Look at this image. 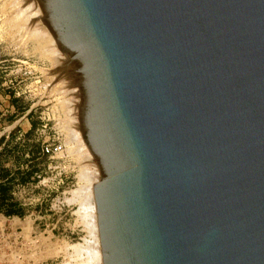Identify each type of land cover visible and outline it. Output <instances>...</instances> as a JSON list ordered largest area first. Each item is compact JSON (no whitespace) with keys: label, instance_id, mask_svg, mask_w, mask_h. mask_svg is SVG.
<instances>
[{"label":"water","instance_id":"95a60500","mask_svg":"<svg viewBox=\"0 0 264 264\" xmlns=\"http://www.w3.org/2000/svg\"><path fill=\"white\" fill-rule=\"evenodd\" d=\"M100 163L104 264H264V0H38Z\"/></svg>","mask_w":264,"mask_h":264},{"label":"rangeland","instance_id":"374dc122","mask_svg":"<svg viewBox=\"0 0 264 264\" xmlns=\"http://www.w3.org/2000/svg\"><path fill=\"white\" fill-rule=\"evenodd\" d=\"M24 1L42 11L29 23L26 17L16 19L21 7H15L23 0H0V139L5 137L0 151L8 149L5 168L25 174V181L17 177L10 189L11 201L23 214L7 217L0 210V264H91L93 247L85 248L94 237L78 194L84 185L83 158L69 133L78 122L74 130L89 147L82 130V91L41 3ZM38 20L40 26H33ZM70 101L74 111L79 103L75 123ZM55 146H62V153L48 154L46 149Z\"/></svg>","mask_w":264,"mask_h":264},{"label":"bare ground","instance_id":"6f19581e","mask_svg":"<svg viewBox=\"0 0 264 264\" xmlns=\"http://www.w3.org/2000/svg\"><path fill=\"white\" fill-rule=\"evenodd\" d=\"M27 2V3H26ZM30 2V1H29ZM28 1H24L23 0V3H18L16 5V9L18 10L20 7L22 9V7H26V9L22 10L21 9L19 11H17L18 14H16V19L18 20V18L20 17V19L23 17V19L26 17L25 19V23L26 21L29 23L34 17L35 18H38L40 16V14L42 13V11L40 10L39 6L36 5V4H33V2L29 3ZM16 4V3H15ZM24 4V5H22ZM42 5V4H41ZM15 9V10H16ZM42 10L44 12V14L47 16L48 18V22H49V29L50 31L53 33V35L55 36L56 40H57V43H58V46L59 48L61 49V51H63V49L61 48L60 46V43H59V40H58V37L56 35V33L54 32V30L50 27V15L49 13L47 12V10L43 7L42 5ZM21 11V12H20ZM20 12V13H19ZM40 20H38L36 23L34 21V25L33 26H40L38 25ZM29 28V27H28ZM44 27L42 26V29ZM30 29V28H29ZM32 29V28H31ZM27 30V29H26ZM38 32H40V30H37ZM44 34V33H43ZM50 37V36H49ZM50 40H52V38L50 37L49 38ZM49 41V40H48ZM52 42H54V40H52ZM52 45L55 46V43H53ZM64 52V51H63ZM58 57V56H57ZM58 60V59H57ZM71 92L73 93L74 91H70V95H71ZM67 95V94H66ZM70 97V96H69ZM72 98V97H71ZM66 99V98H65ZM69 100H73L72 99H67L66 101H69ZM63 101V100H62ZM71 101L70 103H68V107L69 105L71 106L70 108H72V105H71ZM65 102V101H63ZM77 103V102H76ZM74 104V103H73ZM65 105L66 102H65ZM63 106V105H62ZM78 106H79V103L76 104V109L74 111V109L72 108V110L74 111V115L76 114V117L72 118L75 120H73V122L75 123L77 120H79V115L77 114V111H78ZM65 107V106H64ZM67 107V108H68ZM69 109V108H68ZM71 111V110H70ZM72 122V121H71ZM83 126V125H82ZM74 128H80L79 126V123L77 122V124L74 126L72 125L70 127V130H69V133L70 135L72 136L71 138H73L72 142L75 143L76 145V149H75V153L79 154L80 157L83 158V187L81 188V190H79L78 194L79 195H83V198H82V211H83V216L85 217V219L87 221H84V222H87V226H89V231L90 233H92L93 237H94V243L92 246H89L91 244H86V248L85 249H90L91 247H93V249L91 248V251H92V255L91 253L89 255H91V264H104V255L102 253V246H101V236H100V229H99V218H98V207H97V202H96V185L101 183V179H102V174L98 168V165L94 159V156L91 154V150L87 148V146L85 145L84 142L81 141V135L79 133H77L76 130H74ZM79 130V129H77ZM83 130V128H82ZM80 135V136H79ZM82 181V180H81ZM81 205V204H80ZM84 219V220H85ZM85 224V223H84ZM89 233V234H90ZM91 235V234H90ZM91 235V237H92ZM93 239V238H92ZM90 247V248H88ZM80 248V247H79ZM78 250V248H76ZM81 250V249H79ZM85 251V250H84ZM88 251V250H86ZM85 251V254L88 255V253ZM90 251V252H91ZM76 252V251H75ZM78 253V251H77ZM82 254V252H80ZM79 253V254H80ZM77 255V254H76ZM81 256V255H80ZM90 257V256H89ZM88 262L90 263V260H88Z\"/></svg>","mask_w":264,"mask_h":264},{"label":"trees","instance_id":"16d2710c","mask_svg":"<svg viewBox=\"0 0 264 264\" xmlns=\"http://www.w3.org/2000/svg\"><path fill=\"white\" fill-rule=\"evenodd\" d=\"M14 134L13 132L10 134ZM5 141V137L0 139V145ZM7 147H4L0 151V210L7 217L21 216L23 211L15 202L11 201L10 197V189L11 183L17 179V177H21L22 181H25L24 173L21 170H17L16 173L12 172V170L5 168V164L3 162V158H5L7 154ZM27 179V178H26Z\"/></svg>","mask_w":264,"mask_h":264},{"label":"built area","instance_id":"2783aa9c","mask_svg":"<svg viewBox=\"0 0 264 264\" xmlns=\"http://www.w3.org/2000/svg\"><path fill=\"white\" fill-rule=\"evenodd\" d=\"M63 147L62 146H55V147H52V148H47L46 151L48 154H60L62 153V149Z\"/></svg>","mask_w":264,"mask_h":264}]
</instances>
